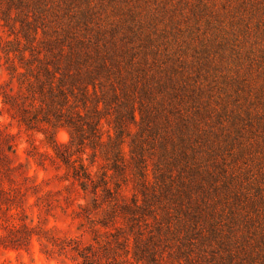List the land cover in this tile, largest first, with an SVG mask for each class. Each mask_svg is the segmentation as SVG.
<instances>
[{
	"label": "rangeland",
	"instance_id": "rangeland-1",
	"mask_svg": "<svg viewBox=\"0 0 264 264\" xmlns=\"http://www.w3.org/2000/svg\"><path fill=\"white\" fill-rule=\"evenodd\" d=\"M204 1L211 20L178 19H190L193 31L180 30L185 40L216 39L219 77L206 83V98L220 119L210 160L199 173L172 168L171 177L186 173L191 184L185 199L161 184L159 199L143 204L133 166L126 178L110 179V195L94 192L109 163L91 150L82 158L93 184L82 189L56 155L68 153V130L43 122L46 101L36 73L25 69L31 55L44 59L43 33L38 24L33 47L19 33L22 20L53 22L46 10L64 0H0V264H264V0ZM242 3L250 11L237 16L239 25L231 14ZM152 170L150 162V184ZM173 185L176 192L178 180ZM182 223L190 236L184 249L169 233Z\"/></svg>",
	"mask_w": 264,
	"mask_h": 264
},
{
	"label": "trees",
	"instance_id": "trees-1",
	"mask_svg": "<svg viewBox=\"0 0 264 264\" xmlns=\"http://www.w3.org/2000/svg\"><path fill=\"white\" fill-rule=\"evenodd\" d=\"M235 9L231 16L240 25L243 19L237 16L250 8L242 3ZM46 11L53 22L40 15L34 23L22 20L19 35L28 47L40 43L45 51L41 60L31 55L25 69L36 73L46 101L43 122L69 132L70 141L64 145L68 153L56 155L72 165L82 189L88 182L93 184L82 158L91 150L94 158L109 163L100 185L93 187L95 193L101 188L110 195V179L126 178L133 166L143 204L159 199L161 184L163 193L185 199L193 191L191 184L186 173L171 177L172 168L186 164L199 173L197 167L200 170L210 158L212 126L220 119L217 106L206 98V83H217L219 77L217 56L211 52L216 39L185 40L180 30L193 31L190 19H178L191 15L211 20L210 15H215L209 14L206 1L64 0ZM38 24L44 37L39 43ZM217 42L214 47L220 45ZM50 138L57 150L53 135ZM73 149L81 155L75 160L70 155ZM150 162L155 181L151 184ZM176 180L180 190L175 192ZM184 225L169 230L183 249L190 239Z\"/></svg>",
	"mask_w": 264,
	"mask_h": 264
}]
</instances>
